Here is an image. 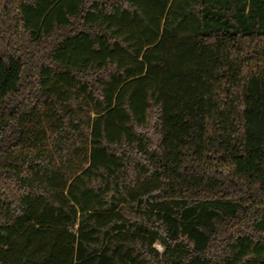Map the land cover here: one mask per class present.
<instances>
[{
  "label": "trees",
  "instance_id": "1",
  "mask_svg": "<svg viewBox=\"0 0 264 264\" xmlns=\"http://www.w3.org/2000/svg\"><path fill=\"white\" fill-rule=\"evenodd\" d=\"M0 264H264V0H0Z\"/></svg>",
  "mask_w": 264,
  "mask_h": 264
},
{
  "label": "rangeland",
  "instance_id": "2",
  "mask_svg": "<svg viewBox=\"0 0 264 264\" xmlns=\"http://www.w3.org/2000/svg\"><path fill=\"white\" fill-rule=\"evenodd\" d=\"M41 127H42V128H45V131H46L47 135L50 136V134H51V130L49 129L47 123L44 122V123L41 125ZM156 247H157V249L162 250V247H161L159 244H156Z\"/></svg>",
  "mask_w": 264,
  "mask_h": 264
}]
</instances>
